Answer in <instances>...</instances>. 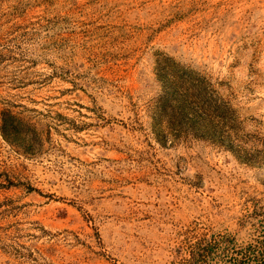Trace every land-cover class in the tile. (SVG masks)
<instances>
[{"label":"rangeland","instance_id":"obj_1","mask_svg":"<svg viewBox=\"0 0 264 264\" xmlns=\"http://www.w3.org/2000/svg\"><path fill=\"white\" fill-rule=\"evenodd\" d=\"M263 231L264 0H0V264Z\"/></svg>","mask_w":264,"mask_h":264},{"label":"trees","instance_id":"obj_2","mask_svg":"<svg viewBox=\"0 0 264 264\" xmlns=\"http://www.w3.org/2000/svg\"><path fill=\"white\" fill-rule=\"evenodd\" d=\"M226 104L220 105L219 114L216 110L214 113L210 111L205 117L219 120L222 118L220 109ZM225 123L227 124V121ZM226 127L227 134L233 133L231 126ZM181 261L184 264H264V239L257 240L255 245L239 246L232 236L205 233L190 246L188 257L182 258Z\"/></svg>","mask_w":264,"mask_h":264}]
</instances>
